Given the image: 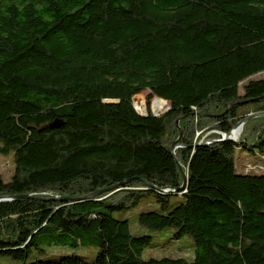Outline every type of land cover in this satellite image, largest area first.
Returning <instances> with one entry per match:
<instances>
[{"label": "trees", "instance_id": "16d2710c", "mask_svg": "<svg viewBox=\"0 0 264 264\" xmlns=\"http://www.w3.org/2000/svg\"><path fill=\"white\" fill-rule=\"evenodd\" d=\"M263 72L264 0H0V154L13 163L0 255L264 264V166L237 174L233 162L236 147L264 160V79L248 81ZM143 92L169 110L140 116ZM247 117L237 141L216 142ZM151 197L161 210L138 223L192 238L190 261L142 258L152 236L119 216ZM79 247L94 261L60 253Z\"/></svg>", "mask_w": 264, "mask_h": 264}, {"label": "rangeland", "instance_id": "374dc122", "mask_svg": "<svg viewBox=\"0 0 264 264\" xmlns=\"http://www.w3.org/2000/svg\"><path fill=\"white\" fill-rule=\"evenodd\" d=\"M264 79V72L252 76L249 80H260ZM247 82V81H246ZM245 82V83H246ZM245 83L240 84L239 93L240 95L243 93L242 86ZM148 92H143L133 98V107L135 108V104H143L146 108V113L150 111L153 115L159 116L166 111L164 108L163 111L155 112L152 108L153 100L156 98L148 99ZM168 104V103H167ZM169 105V104H168ZM137 111V109L135 108ZM138 112V111H137ZM244 127V126H243ZM243 132V128L241 129ZM241 132V133H242ZM213 133H205L202 136V140L208 142L210 140L209 135ZM240 133V134H241ZM198 137V135H197ZM233 162L235 167V172L237 174H244V169L246 166H264V160L261 159V156L258 152L251 153L246 150L241 149L240 147H236L233 155ZM12 153L0 154V178L5 183L8 182L10 179V175L12 172ZM258 173V172H255ZM260 173V172H259ZM182 201L181 197H176L171 199V203H176ZM161 210V204L157 202V200L153 197L148 198L142 201L139 205H137L134 209L124 213L123 215H116L119 216L121 219H126L129 224L130 233L134 236L136 235H150L152 236L150 244L144 249L142 253L143 259L154 258H182L187 261H190L193 258V240L189 236H183L179 239H175L172 236V229H166L161 232H154L148 230L141 226L138 223V215L143 211L149 210ZM60 253L65 255L76 254L78 256L84 257L86 261L93 262L96 256L97 250L93 248H83L79 247L76 249H69V248H60ZM48 253V252H46ZM34 254V255H33ZM42 254V253H41ZM33 255V256H32ZM44 256L40 254H36L32 252L29 258L24 259L23 261L12 260L11 258L0 255V264H28L32 261V258L43 259Z\"/></svg>", "mask_w": 264, "mask_h": 264}, {"label": "water", "instance_id": "95a60500", "mask_svg": "<svg viewBox=\"0 0 264 264\" xmlns=\"http://www.w3.org/2000/svg\"><path fill=\"white\" fill-rule=\"evenodd\" d=\"M169 110V107L167 108V110L165 112H167ZM164 112V113H165ZM163 113V114H164ZM140 116H147V113L145 114H139ZM156 117V115H153ZM250 117H247V118H244L242 119L239 123H237L228 133L224 134V133H217L219 135V140H217L216 142L218 141H237V139H233V138H229L228 137V134L234 129V128H237V127H240L241 129L243 128L244 124L247 122V120H249ZM215 133V132H214ZM215 141H211V143H213ZM179 146H174L171 150V154L174 155V148H178ZM175 164L177 165L180 173H181V176H182V184L179 188H177L174 192L175 193H181V192H184L187 188V178H186V175L185 173L183 172L182 170V167L180 166V164L178 163V161L176 160L175 158ZM123 184V183H122ZM120 184V185H122ZM120 185H115L113 187H110V188H106V189H103V190H100V191H97L95 192L94 194L90 195L89 197H92V198H95V197H99L101 196L102 194H110L112 191L116 190ZM165 190H168V189H165ZM174 194V193H173ZM15 198H27V196H20V197H15ZM5 200H11V199H7V198H0V201H5ZM61 201H78V199H74V200H71V199H60Z\"/></svg>", "mask_w": 264, "mask_h": 264}, {"label": "bare ground", "instance_id": "6f19581e", "mask_svg": "<svg viewBox=\"0 0 264 264\" xmlns=\"http://www.w3.org/2000/svg\"><path fill=\"white\" fill-rule=\"evenodd\" d=\"M167 110V108H166ZM140 114V113H138ZM242 132L240 127L234 128L229 134L228 137L229 138H233V139H237L240 136V133Z\"/></svg>", "mask_w": 264, "mask_h": 264}, {"label": "built area", "instance_id": "2783aa9c", "mask_svg": "<svg viewBox=\"0 0 264 264\" xmlns=\"http://www.w3.org/2000/svg\"><path fill=\"white\" fill-rule=\"evenodd\" d=\"M256 169H259V167H255V166H253V167H247V170H256Z\"/></svg>", "mask_w": 264, "mask_h": 264}]
</instances>
